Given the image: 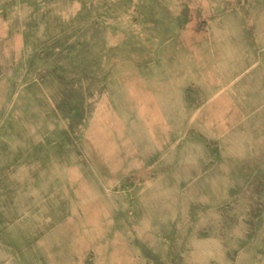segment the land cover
Returning <instances> with one entry per match:
<instances>
[{
	"label": "rangeland",
	"instance_id": "374dc122",
	"mask_svg": "<svg viewBox=\"0 0 264 264\" xmlns=\"http://www.w3.org/2000/svg\"><path fill=\"white\" fill-rule=\"evenodd\" d=\"M11 1L0 264H264V0Z\"/></svg>",
	"mask_w": 264,
	"mask_h": 264
},
{
	"label": "crops",
	"instance_id": "0c3cea01",
	"mask_svg": "<svg viewBox=\"0 0 264 264\" xmlns=\"http://www.w3.org/2000/svg\"><path fill=\"white\" fill-rule=\"evenodd\" d=\"M10 2L12 1L0 0V45L3 44V40L6 37H12V39L15 37L17 46H23L24 27L19 21L13 20V10L11 11L10 7H8Z\"/></svg>",
	"mask_w": 264,
	"mask_h": 264
}]
</instances>
